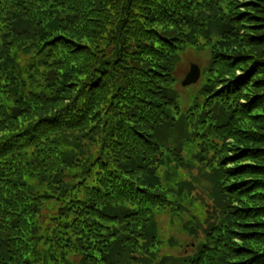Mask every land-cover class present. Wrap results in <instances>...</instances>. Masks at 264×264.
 Masks as SVG:
<instances>
[{
  "label": "trees",
  "instance_id": "16d2710c",
  "mask_svg": "<svg viewBox=\"0 0 264 264\" xmlns=\"http://www.w3.org/2000/svg\"><path fill=\"white\" fill-rule=\"evenodd\" d=\"M132 262L264 264V0H0V264Z\"/></svg>",
  "mask_w": 264,
  "mask_h": 264
},
{
  "label": "rangeland",
  "instance_id": "374dc122",
  "mask_svg": "<svg viewBox=\"0 0 264 264\" xmlns=\"http://www.w3.org/2000/svg\"><path fill=\"white\" fill-rule=\"evenodd\" d=\"M208 60H209V57H208V49L207 48L196 49L194 47H187L184 50H181L179 52L177 59H176V62H175V65H174V79L176 80V85L178 88V94H179V97L182 99V101L186 102L188 100V98L190 97V95H193V93H195L199 90V88L202 85L203 80H204L201 72H202V69H204L205 66L208 64ZM191 64L197 65L198 68L200 69L199 78L195 83H192L190 85L183 87V86H181V82L183 81V79L185 78L187 73L189 72V68H190ZM190 171L194 174V176L196 174L198 175V180H199L197 182L198 185L203 186L204 184L207 183V181L204 179V177L201 173L202 169L200 171V170H198V167L196 166L195 168L191 169ZM193 191H195V192H193L195 195L199 196L198 193H200V192L198 190L195 189ZM202 199L204 200V202H206L208 204V201L205 199V197L203 195H202ZM188 208L190 209V211L193 210V208H191V207H188ZM194 209H197V207ZM208 212H209V210H208ZM179 214L182 217H184L185 215H182L181 211H179V213L176 215L177 218L181 221ZM189 214H186V216H188ZM158 219H159V221H161V224L164 226V231L168 230V234L176 237L180 241V243H182L181 244L182 246L180 248L174 247L173 249H160L159 253L164 251V252H168V253L171 252L172 254L174 253V255H178L184 251H185V253H188L192 250V247L194 245L193 239L188 235H184V234L180 233V231L183 230L182 223L180 221L179 222L176 221L170 227L167 214L160 215ZM132 264H136V263L132 262Z\"/></svg>",
  "mask_w": 264,
  "mask_h": 264
},
{
  "label": "water",
  "instance_id": "95a60500",
  "mask_svg": "<svg viewBox=\"0 0 264 264\" xmlns=\"http://www.w3.org/2000/svg\"><path fill=\"white\" fill-rule=\"evenodd\" d=\"M199 75H200V69L198 68V66L195 64H191L189 68V72L181 82V85L185 87L187 85L195 83L198 80Z\"/></svg>",
  "mask_w": 264,
  "mask_h": 264
}]
</instances>
